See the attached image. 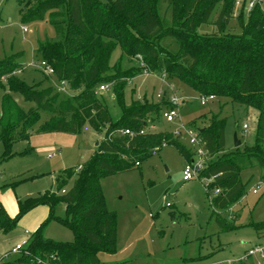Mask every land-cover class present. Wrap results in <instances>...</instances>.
Listing matches in <instances>:
<instances>
[{
  "label": "trees",
  "instance_id": "16d2710c",
  "mask_svg": "<svg viewBox=\"0 0 264 264\" xmlns=\"http://www.w3.org/2000/svg\"><path fill=\"white\" fill-rule=\"evenodd\" d=\"M235 1L18 0L23 24L41 21L49 14L59 37L39 42L38 54L54 67L53 77L65 80L76 93L63 97L54 84L27 82L16 74L22 68L19 56L0 60V140L6 146L5 154L17 141L29 140L34 131L81 133L90 129L105 134L80 170L79 165L67 170L68 178L76 175L71 188H66L67 179H63L61 194L47 191L19 200L15 217L0 200L1 231L10 232L29 210L46 204L51 207L47 221L56 219L68 226L74 241L45 238L42 225L13 260L0 264H102L100 253H115L118 245V218L107 205L102 179L140 166L158 146L162 150L173 144L191 160L194 153L171 131L151 130L163 111L174 106L167 91L159 100L146 97L126 102L127 80L144 74L145 69L180 79L201 96L226 97L259 111L254 145L237 147L231 153L226 152L227 118L221 113L212 114L209 123L198 130L207 158L216 157L199 174L210 180L208 192L220 190L211 198L215 208L226 211L244 197L245 170L261 169L264 180V3L250 11L243 5L237 16L241 31L234 32L227 27ZM218 7L219 16L213 21ZM204 25H214L216 30L202 33ZM118 48L129 60L139 58L140 65L116 73L111 59ZM102 85L114 88L122 110L117 121L98 91ZM15 94L32 105L24 108ZM46 113L48 118L41 121ZM127 128L134 134L121 133ZM59 204L65 205V216L56 215ZM217 221L222 230L237 229L227 218ZM250 225L264 231V220Z\"/></svg>",
  "mask_w": 264,
  "mask_h": 264
},
{
  "label": "rangeland",
  "instance_id": "374dc122",
  "mask_svg": "<svg viewBox=\"0 0 264 264\" xmlns=\"http://www.w3.org/2000/svg\"><path fill=\"white\" fill-rule=\"evenodd\" d=\"M235 3L234 16L227 29L240 32L237 16L243 6L237 0ZM220 9L218 7L214 12L213 21L217 20ZM25 26L27 30H24ZM215 30L214 25L200 28L202 33ZM58 37L49 14L41 21L23 24L18 0H0V60L19 56L22 68L16 74L27 82L42 81L43 86L58 84L55 77L39 68L42 59L37 51L39 42ZM32 62L35 64L31 65ZM111 64L115 66L116 73L119 70L127 72L140 65V60H129L118 48ZM127 82V103L146 97L159 100L161 90L167 91L169 96L178 97L177 120L168 122L161 116L155 124H151L153 132L171 131L175 136L174 132L186 125L197 133L199 128L209 123L212 114L221 113L222 117L227 118L226 152L236 150L235 134L242 141L238 146L241 149L255 143L259 111L253 107L233 103L226 97H216L202 104L200 93L180 79H169L166 73L141 74ZM98 91L105 97L113 120L117 121L122 110L113 86L105 90L100 87ZM75 93L68 89L62 95L67 97ZM1 95L2 92L0 108ZM15 97L26 109L32 105L20 94H15ZM47 118L48 114H43L41 121ZM245 123L249 125L246 131L243 129ZM182 131L183 134L176 137L191 149L190 152H194L197 146L191 144L186 130ZM104 134L90 129L81 133L34 131L29 140L14 143L8 155L5 154V144L0 140V200L8 214L11 217L17 215L19 200L35 198L47 191L61 194L59 184L63 179H67L66 188H71L76 175L68 178L67 170L89 160L97 151V140H101ZM53 152L56 155L51 158ZM215 159L211 157L206 162ZM187 162L175 145H165L160 152L143 160L140 166L102 179L107 205L118 218L117 251L112 254L101 252L102 264H264V257L259 254L248 255L251 248L264 245V231H256L250 225L251 222L264 220V194L253 192L256 184L263 180V171L259 168L245 170L242 173L246 184L244 197L229 210L222 211L212 205L211 198L216 194L214 191L208 192L205 178L183 179ZM64 206H56V215L65 216ZM49 209L51 211L50 206ZM28 217L26 215L13 230L6 233L12 234L10 237L0 231V261H10L16 257L9 250L26 229L34 233L44 225L41 233L45 238L62 242L75 239L73 231L56 219L47 221L49 216L44 218L35 231L32 227L38 221L37 216L26 222ZM218 217L227 218L237 229L222 230ZM14 232L19 234L15 236Z\"/></svg>",
  "mask_w": 264,
  "mask_h": 264
},
{
  "label": "built area",
  "instance_id": "2783aa9c",
  "mask_svg": "<svg viewBox=\"0 0 264 264\" xmlns=\"http://www.w3.org/2000/svg\"><path fill=\"white\" fill-rule=\"evenodd\" d=\"M237 2L241 6L244 5L247 11H250L257 4H263L264 0H237ZM24 30H27L26 26L24 27ZM34 64L35 63H33V62L31 63V65H34ZM141 65L144 66V63H141ZM39 68H41L48 75L54 76V74H55L54 67L45 60H41ZM144 74L149 75V74H153V73H151L150 71L145 69ZM56 88L59 92H65L69 89L68 84L65 80L58 81V84H56ZM106 88H108V86H106V85L101 86L102 90H105ZM163 95H164V92L161 90L158 93V97L161 98ZM214 99H216L215 95H202L200 100H201L202 104H207L209 101L214 100ZM170 100L174 106L169 108V109H165L163 111V117L168 122H173V121L177 120V118L179 117V110L177 108L180 105V101L176 95H171ZM248 127H249V125L247 123L243 124L244 131H246L248 129ZM183 129L186 130V133L188 134V136L190 138L191 144L197 146L194 149V153L196 155V158L188 161L184 167V170H183V179L185 181H187V180L193 179L194 177H199V174L202 171V169L205 167V163H206V160L208 158H207V152L203 146L202 138L200 137L199 133L198 132L197 133L192 132L191 129L187 128L186 125L183 126ZM183 129L176 130L174 132L175 136H181L183 134V131H182ZM121 133L124 135H133L134 134L128 128L122 129ZM160 151H161V147L158 146L153 150V153L157 154ZM51 156H55V153L50 154V157ZM137 164L139 165V163H137ZM81 168H82V165H79L78 170H80ZM209 181L210 180L206 179V184ZM63 192H65V190H63ZM219 192H220L219 189L215 190V194H218ZM253 192L255 194H260V193L264 194V180H260L256 184V186L253 188ZM27 242H28V240H23V241L19 242L18 244H16L15 247H13L11 252L12 253L21 252L26 247ZM254 254H259L261 257H264V246L258 245L255 248H251L248 251V255H254Z\"/></svg>",
  "mask_w": 264,
  "mask_h": 264
},
{
  "label": "crops",
  "instance_id": "0c3cea01",
  "mask_svg": "<svg viewBox=\"0 0 264 264\" xmlns=\"http://www.w3.org/2000/svg\"><path fill=\"white\" fill-rule=\"evenodd\" d=\"M87 130H89V129H86V131ZM103 139V138H102ZM97 142H100V139L99 140H97ZM97 142H96V145L98 146L99 144H97ZM53 153H55V155H56V152H53ZM52 153V154H53ZM194 153V152H193ZM196 155H195V153L193 154V156H192V158H191V160L192 159H195L196 157H195ZM53 157H55V156H51V158H53ZM189 161V160H188ZM80 165V164H79ZM184 170V169H183ZM188 181V180H187ZM64 205V204H63ZM65 207V206H64ZM230 208H232V206L230 207ZM229 210V209H228ZM227 211V210H226ZM49 214H50V209H49V206L48 205H46V204H40V205H37L36 207H34V208H32L31 210H29L26 214H24L23 216H22V218L19 220V222L18 223H20V221L26 216V215H28L29 217H28V219H27V221L26 222H29L30 220H32V217L33 216H37V219H38V221H37V223H36V225L34 226V227H32L33 228V230H35L36 231V228H38V224L44 219V218H46V217H48L49 216ZM38 217H41V218H38ZM32 225H33V223H32ZM1 231V230H0ZM3 232V231H2ZM4 233V232H3ZM11 233H13V232H11ZM15 233V232H14ZM21 233V232H20ZM6 236H8V237H10L12 234H6V233H4ZM17 234H19V232H16L15 233V236L17 235ZM32 234L33 233H31L28 229H26L25 230V232L23 233V235H20V238L19 239H17V241H16V244H18L19 242H21V241H23V240H29L30 239V237L32 236ZM14 236V237H15ZM16 244L14 245V246H12L11 247V249L9 250V253L11 254V250L13 249V247H15L16 246ZM258 245H263V244H258ZM257 245V246H258ZM264 246V245H263ZM9 253H6V254H9ZM12 254H14V255H17V253H12ZM255 255V254H254Z\"/></svg>",
  "mask_w": 264,
  "mask_h": 264
},
{
  "label": "water",
  "instance_id": "95a60500",
  "mask_svg": "<svg viewBox=\"0 0 264 264\" xmlns=\"http://www.w3.org/2000/svg\"><path fill=\"white\" fill-rule=\"evenodd\" d=\"M99 144V142H97ZM242 144V141L238 138L237 134H235V146L238 147Z\"/></svg>",
  "mask_w": 264,
  "mask_h": 264
}]
</instances>
